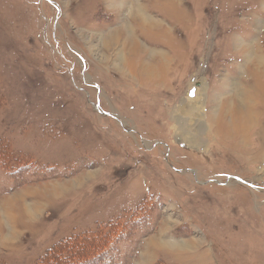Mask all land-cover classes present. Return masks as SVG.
<instances>
[{"label": "rangeland", "instance_id": "374dc122", "mask_svg": "<svg viewBox=\"0 0 264 264\" xmlns=\"http://www.w3.org/2000/svg\"><path fill=\"white\" fill-rule=\"evenodd\" d=\"M0 264H264V0H0Z\"/></svg>", "mask_w": 264, "mask_h": 264}, {"label": "bare ground", "instance_id": "6f19581e", "mask_svg": "<svg viewBox=\"0 0 264 264\" xmlns=\"http://www.w3.org/2000/svg\"><path fill=\"white\" fill-rule=\"evenodd\" d=\"M138 8H140V6L139 5H137L136 6V9H138ZM131 10V9H130ZM139 10H141V9H139ZM134 11V10H133ZM123 34V33H122ZM128 35V34H127ZM124 36L125 38H127L128 36ZM121 36H120V33H116L114 36H106V38H103V41H102V43L104 44V46L105 47H107V48H110V44H111V41L112 40H117V43H120V42H118L119 41V39L121 40V38H120ZM126 44H127V48H126V46L124 45V46H122L121 45V47L122 48H119V54L123 51L124 52V48H126V49H128V51H129V53H130V51L133 53V52H135V50H137L136 48L137 47H139L140 48V46L138 45V44H136L135 42H133L131 39H126ZM243 44V43H242ZM120 46V45H119ZM246 46V45H245ZM249 48L250 47H248L247 49H248V51H249ZM251 48H252V45H251ZM246 50V49H245ZM250 50H252V59L253 60H256V61H259V60H261L262 58L261 57H259L260 55L258 54V53H254L255 51H256V49L254 50V49H250ZM254 50V51H253ZM257 52V51H256ZM262 56V55H261ZM248 57V56H247ZM254 57V58H253ZM251 59V58H250ZM248 60H249V58H248ZM145 65H147V67H145ZM144 66H143V71L144 72H150V70H152V67H153V64H152V62H146V64H145ZM238 91V90H237ZM238 93H240V92H238ZM239 95V94H238ZM199 96L196 94V96L193 98V100H192V106H190L189 104L186 106V109H184L183 111L185 112V114H190L191 112H196L197 114H196V117L194 118V119H197V121H201L202 119H203V116H204V113L202 112V110H204V103H203V99L201 98V97H199ZM233 97V96H232ZM233 104V103H232ZM197 105V106H196ZM234 105V104H233ZM225 106V105H224ZM181 107V106H180ZM179 109H181V108H179ZM229 111H230V107H229V109H228ZM182 111V112H183ZM193 112V113H194ZM227 113V112H226ZM233 113V112H232ZM195 115V114H194ZM179 124H180V122H179V120L177 121ZM180 128V127H179ZM183 133L185 134V132L184 131H180V136H181V139L182 140H184L186 143H188V144H195L196 142H198L199 144H200V141H198V139H194V138H190L191 136H189V137H185L184 135H183ZM198 144V145H199ZM195 146H197V145H195ZM30 214H32V213H30ZM11 232H13V233H11V236H14V234H15V231H11ZM11 238V237H10ZM158 243H159V241H158ZM161 243L162 244H167V245H170V246H172V245H178L177 243H179V242H176V241H170V240H165V239H161ZM186 242H184V243H182V244H185ZM189 242H187V244H188Z\"/></svg>", "mask_w": 264, "mask_h": 264}, {"label": "trees", "instance_id": "16d2710c", "mask_svg": "<svg viewBox=\"0 0 264 264\" xmlns=\"http://www.w3.org/2000/svg\"><path fill=\"white\" fill-rule=\"evenodd\" d=\"M74 239L75 238L66 240L67 243L64 244V246L62 248V249H67L69 253H65L64 250L62 252L56 253L58 255L57 257L61 258L63 260L62 262H66V263L71 262V263H73L72 261H74V258L76 257L75 251H76V248L78 247V246H76L74 244ZM55 249H57V248H55ZM96 251L97 250L94 251V253L92 254L93 257L90 260H88V261L95 260L97 257L100 256V253H98L97 255L95 254Z\"/></svg>", "mask_w": 264, "mask_h": 264}, {"label": "water", "instance_id": "95a60500", "mask_svg": "<svg viewBox=\"0 0 264 264\" xmlns=\"http://www.w3.org/2000/svg\"><path fill=\"white\" fill-rule=\"evenodd\" d=\"M193 96V93L192 92H190V91H188L187 92V95L185 96L186 98H189V97H192Z\"/></svg>", "mask_w": 264, "mask_h": 264}]
</instances>
